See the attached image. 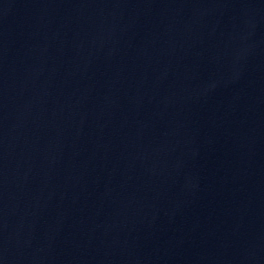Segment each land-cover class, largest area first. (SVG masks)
<instances>
[{
  "label": "water",
  "instance_id": "1",
  "mask_svg": "<svg viewBox=\"0 0 264 264\" xmlns=\"http://www.w3.org/2000/svg\"><path fill=\"white\" fill-rule=\"evenodd\" d=\"M0 264H264V0H0Z\"/></svg>",
  "mask_w": 264,
  "mask_h": 264
}]
</instances>
